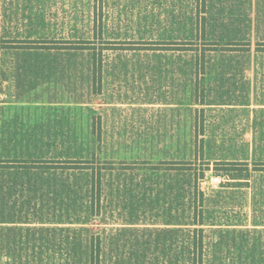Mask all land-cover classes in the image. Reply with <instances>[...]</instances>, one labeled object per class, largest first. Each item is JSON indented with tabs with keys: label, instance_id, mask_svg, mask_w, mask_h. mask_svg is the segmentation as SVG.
<instances>
[{
	"label": "rangeland",
	"instance_id": "obj_1",
	"mask_svg": "<svg viewBox=\"0 0 264 264\" xmlns=\"http://www.w3.org/2000/svg\"><path fill=\"white\" fill-rule=\"evenodd\" d=\"M222 1L221 4L220 0H214L212 7L222 9L227 3ZM254 1L251 0V11L256 8ZM188 3V0H0V11L4 8L8 17L6 35L62 38L70 37L74 29H87L86 15L95 6L97 12L103 11L105 20L108 18L104 38L127 36L133 39L138 32L124 17L135 21L151 11L190 8ZM238 8L244 10V5ZM117 21L120 30L110 28ZM173 31L168 29L167 33ZM152 32L151 29L141 30L144 35ZM107 55L109 59L115 58L117 67L111 66V70L101 73V86L94 94L91 74L86 72L83 66L86 61L81 55L66 51H1L0 137L5 139L3 148L11 147L10 155L16 157L49 156L51 151L62 147L64 155H84V151L76 149L74 152L63 143L73 133L87 134L91 116L97 119L100 115L102 137L113 142L107 145L104 157L120 161L122 165L135 162L137 167L145 163L166 166L170 162L208 166L200 186L210 195L226 181V175L214 170L218 162L252 164L264 160V73H256L260 59L255 60L253 54L250 58L218 55L213 62L216 71L205 75L186 73L184 58L176 51L160 54L151 50H116L108 51ZM202 88L208 104L192 103L195 90ZM201 107H204L203 113L199 110ZM141 174H137L129 186H125L121 174L122 184L114 194V213L118 217L114 219H119L118 222L130 216L136 219L144 209L152 210V218L176 217V204L170 208L172 199L166 185L149 183L154 201L142 204V187L136 184ZM215 177H219V181H214ZM174 184L178 187L173 186L171 190L176 192L179 182ZM128 188H133L131 194ZM59 191L46 189L38 194L10 189L0 192L3 197L0 195V209L5 217L13 220L30 217L33 221L37 212L45 221L3 224L1 264L63 263L74 252L86 253L84 246L80 247L79 242L71 239L67 229L71 225L46 222L51 216L54 220L58 218L52 214L54 208L62 220L74 210L68 205L67 193ZM242 191L246 196L239 206L240 223L250 228L254 213L250 193L253 191L246 188ZM260 207L264 213V205ZM92 222L94 225L90 227L94 229L105 226L98 219ZM106 229H110V225H106ZM144 250L126 245L114 251L142 254Z\"/></svg>",
	"mask_w": 264,
	"mask_h": 264
},
{
	"label": "trees",
	"instance_id": "obj_2",
	"mask_svg": "<svg viewBox=\"0 0 264 264\" xmlns=\"http://www.w3.org/2000/svg\"><path fill=\"white\" fill-rule=\"evenodd\" d=\"M188 1L190 8L151 11L137 17L135 21L124 17L135 25V32H138L133 39H127V36L124 39L104 38L108 18L105 20L103 11L97 12L95 6L86 15L87 29H74L70 37L6 35L8 17L2 8L0 52L66 51L81 55L83 61H86L83 64L86 72L91 74L94 94L98 93L101 86V73L111 70V66L117 67L115 58L109 59L107 55L108 51L116 50H151L160 54L176 51L179 57L184 58L186 73L197 75L215 72L213 62L218 55L250 58L253 54L255 60L260 59L256 73H264V0L254 1V11L250 9L251 0H226L222 9L212 7L214 0ZM238 5H244V10L239 9ZM119 25V21L113 22L110 28L119 29ZM142 29H151L153 32L144 35ZM168 29L174 31L168 34ZM204 92L203 88L195 90L192 103L208 104ZM199 94L200 98H197ZM199 110L203 113L204 107ZM97 116V119L91 116L87 134L73 133L63 143L74 152L76 149L84 151L85 154L81 156L64 155L63 147L59 151H51L49 156H11V147L4 149L5 139L0 137V192L23 189L40 194L46 189L56 192L60 190V193H67L68 205L74 207L64 220L54 208L52 214L58 218L54 220L51 216L46 222L71 225L67 226L71 239L79 242L80 247L84 246L86 253L74 252L65 260L66 263L53 264H264V213L260 207L264 205V160L253 161L252 164L248 161L218 162L214 170L226 175V181L210 195L200 186L209 170L208 166L203 168L191 163L177 165L170 162L166 166L145 163L141 165L143 167H137L135 162L134 165H122L120 161L104 157L107 145L113 142L109 143V140L102 137L101 118ZM256 142L254 140V144ZM141 172L143 175L138 176L135 182L142 187V204L154 201L149 183L166 185L170 189L169 199H172L170 208L176 204V217L164 215L159 219L157 214V218H152V210L147 212L144 209L136 219L132 216L120 219L119 222V219H114V194L122 184L121 174L125 186H129ZM176 182H179V189L175 192L171 189L177 186L174 184ZM245 188L253 191L250 193L254 212L250 228L240 223L239 206L246 196L242 191ZM132 189L128 188L130 194ZM34 216L33 221H30V217L13 220L12 217H5L4 211L0 209V231L5 223L45 222L41 213L36 212ZM95 219L105 226L91 228ZM118 223L125 226L115 227ZM106 225H110V229H106ZM126 245L141 247L149 252L144 250L138 254L135 251H114ZM153 249L156 251L152 252ZM3 256L0 253V264Z\"/></svg>",
	"mask_w": 264,
	"mask_h": 264
},
{
	"label": "built area",
	"instance_id": "obj_3",
	"mask_svg": "<svg viewBox=\"0 0 264 264\" xmlns=\"http://www.w3.org/2000/svg\"><path fill=\"white\" fill-rule=\"evenodd\" d=\"M214 181H219V177L213 178Z\"/></svg>",
	"mask_w": 264,
	"mask_h": 264
}]
</instances>
